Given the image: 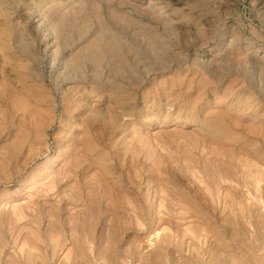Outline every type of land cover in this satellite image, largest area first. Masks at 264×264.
<instances>
[{"label":"rangeland","instance_id":"374dc122","mask_svg":"<svg viewBox=\"0 0 264 264\" xmlns=\"http://www.w3.org/2000/svg\"><path fill=\"white\" fill-rule=\"evenodd\" d=\"M263 237L264 0H0V264H264Z\"/></svg>","mask_w":264,"mask_h":264},{"label":"bare ground","instance_id":"6f19581e","mask_svg":"<svg viewBox=\"0 0 264 264\" xmlns=\"http://www.w3.org/2000/svg\"><path fill=\"white\" fill-rule=\"evenodd\" d=\"M76 156V155H75ZM82 164V163H81ZM70 167H71V165H70ZM69 167V168H70ZM218 170V169H217ZM223 170V169H222ZM72 171V170H71ZM253 173V172H252ZM76 174V173H75ZM71 176V175H70ZM254 176V175H253ZM65 178V177H64ZM224 178V177H223ZM219 179H220V177H219ZM52 181V180H51ZM221 182V181H220ZM85 184V183H84ZM212 184V183H211ZM216 184V183H215ZM90 185V184H89ZM94 186V185H93ZM93 189V188H92ZM74 190V189H73ZM111 190H113V189H111ZM68 192V191H67ZM71 193V192H70ZM74 194H75V192H74ZM111 194V193H110ZM70 196V195H69ZM72 196V195H71ZM112 196V195H111ZM126 196V195H125ZM112 201V200H111ZM87 202H88V200H87ZM86 202V203H87ZM86 206H88L87 204H85ZM81 208V207H80ZM105 209V208H104ZM29 211V210H28ZM18 215V213L16 214V216ZM21 215V214H20ZM84 216V215H83ZM85 217V216H84ZM232 224V223H231ZM258 231V230H257ZM264 238V237H263Z\"/></svg>","mask_w":264,"mask_h":264}]
</instances>
